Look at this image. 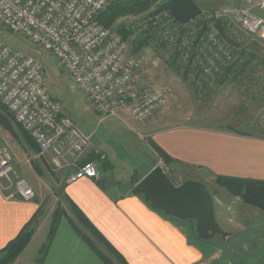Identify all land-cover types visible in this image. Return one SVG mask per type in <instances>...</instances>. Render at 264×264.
Wrapping results in <instances>:
<instances>
[{
	"label": "built area",
	"instance_id": "1",
	"mask_svg": "<svg viewBox=\"0 0 264 264\" xmlns=\"http://www.w3.org/2000/svg\"><path fill=\"white\" fill-rule=\"evenodd\" d=\"M112 1L0 0V24L54 54L83 90L100 122L127 111L136 121L145 122L164 107L167 92L140 83L142 59L129 53L122 34L99 21ZM245 1L249 5L202 7L185 21L161 10L136 18L129 27L155 32L154 49L160 59L174 60L189 67L190 73L214 79L241 51L217 27L219 21L233 20L245 33L264 39V0ZM125 20L130 22L131 17ZM46 75L39 58L0 41V101L34 138L39 147L34 157L53 171H68V182L95 178L99 175L95 160L83 162L93 133L66 113L62 101L49 91ZM14 172V154L0 137V190L8 199H34L33 185L26 178L14 181Z\"/></svg>",
	"mask_w": 264,
	"mask_h": 264
},
{
	"label": "rangeland",
	"instance_id": "2",
	"mask_svg": "<svg viewBox=\"0 0 264 264\" xmlns=\"http://www.w3.org/2000/svg\"><path fill=\"white\" fill-rule=\"evenodd\" d=\"M243 5H249V2L226 6ZM150 9L140 14L127 15L121 20L124 21L131 17L130 22L125 20L129 26L131 21L135 23L136 18L145 16ZM226 24L224 29L230 37L236 38L248 52L255 55L245 73L233 82L223 83L220 86L208 84L213 83L215 78L233 60L223 66L222 71L214 79L208 80L203 74L190 73V70L187 71L189 67H183L175 63L174 60L160 59L159 51L154 49L155 36L149 35V43L136 54L132 53L142 59V67L139 70L140 83L144 86L163 88L167 92L164 107L152 118L141 123L132 118L128 111L129 115L125 116V121L114 117L100 122L99 114L83 90L62 68L59 59L54 54L2 24H0V41L17 51L33 55L44 63L47 86L51 94L62 101L66 113L84 131L93 133L92 142L101 143L111 161L119 164L120 167L114 171H107L105 177L108 180H120L122 184L128 185L126 186L128 190H131L130 172L132 174L137 172L136 174L141 176L157 164L168 169L176 179L174 183L177 185L190 177L203 180L214 193L217 220L230 233V236L224 237L221 234H216L214 237L208 238L207 242L206 239L204 242L199 241L198 238L193 239L205 246L208 262L210 264H264V209L245 203L240 196L228 192L223 186L217 184L215 182L217 173L209 167L190 164L179 159L168 165L151 144L147 133L140 127L152 120L154 125L158 123L201 125L211 130L250 138L256 142L259 141V144L264 142V39L261 40L245 33L233 20H227ZM132 30L134 34V36L131 35L132 38L139 33H144L147 36L150 32V30H145L136 33L134 28ZM159 39L161 38L159 37ZM130 40L127 41L131 51ZM151 46L153 47L151 48ZM173 65L181 68V72H177L178 70ZM184 74H188V79L184 78ZM248 82L249 84H247ZM195 84H200L201 87L199 88ZM115 126L119 128L116 130V134L113 132ZM124 127L126 129H123ZM17 133L19 136H14L0 124L1 141L14 154L15 172L12 178L16 181L18 178L26 177L36 191L34 198L37 197L40 200L41 216L50 215L53 219L55 209L61 201L57 193L58 189H61L59 188L62 185L61 178H65L68 171H53L48 168L42 159L34 157L37 151L29 146L20 128H17ZM250 156L257 160L255 161L257 168H263V148L251 150ZM109 169L111 168L107 167V170ZM63 201L64 206L70 210L69 204L65 200ZM67 215L74 218L81 226L71 211ZM67 215L62 217L71 224ZM48 222L44 228L47 227ZM73 228L79 233L74 226ZM82 228L85 230L84 227ZM85 231L87 232V230ZM42 233L44 234L43 229L38 234V239L43 235Z\"/></svg>",
	"mask_w": 264,
	"mask_h": 264
},
{
	"label": "crops",
	"instance_id": "3",
	"mask_svg": "<svg viewBox=\"0 0 264 264\" xmlns=\"http://www.w3.org/2000/svg\"><path fill=\"white\" fill-rule=\"evenodd\" d=\"M197 1L200 6L205 7L245 4V0ZM251 4H256V0ZM254 10L257 11L258 7L255 6ZM126 115L129 114L125 112L117 118L125 121ZM152 123L153 120L140 127L150 140L160 145L172 157L209 167L217 174L264 179V160L263 168L259 169L255 163L257 160L250 156L251 150L264 149V142L259 144V141L250 138L211 130L201 125ZM117 129L119 128L115 126L113 132ZM101 145L92 142L87 152L105 155L104 158L95 160L99 175L68 182L66 174L65 178H61L62 185L59 188H63L66 195L129 264H210L206 259L204 245L191 237L190 222L179 221L154 209L143 196L128 190V185L105 177L108 172L120 166L111 161ZM107 167L111 169L107 170ZM129 175L131 180L132 173ZM40 206L37 197L30 201L8 199L0 190V250L20 233ZM67 211L70 212L68 209ZM51 221L50 215L42 217L31 241L10 264H106L85 239L74 231L72 222L70 224L63 217L43 255L42 247ZM47 222V227L44 228ZM42 229L44 234L38 239Z\"/></svg>",
	"mask_w": 264,
	"mask_h": 264
},
{
	"label": "trees",
	"instance_id": "4",
	"mask_svg": "<svg viewBox=\"0 0 264 264\" xmlns=\"http://www.w3.org/2000/svg\"><path fill=\"white\" fill-rule=\"evenodd\" d=\"M201 8L202 6H200L197 0H113L111 4L104 11L100 13L98 18L101 23H103L108 27H113L120 34H122L126 40H130L129 38L131 37V35L134 36L133 30L129 26H127L125 20L124 21L121 20L123 17L127 15L140 14L146 12V10L148 9H150L148 14H153L162 9H165L168 10L170 14L173 17H175L178 21H185L186 19L199 13ZM226 22L227 20L219 21L217 23V27L221 30L224 36L228 37V39H230L231 41L237 42L241 48V51L239 52L235 60H233L229 65H227L223 70V72L218 77L215 78L213 83H208L211 85L217 84V86L218 85L220 86V84L222 85L223 83H228L230 81L233 82L238 80L248 69L252 61V58H254L255 56L252 52H248L247 49H245V46L243 47L242 44L236 38L230 37V35L224 29V26H227ZM148 33L149 34L147 36L144 35V33H139L134 38L131 37L130 41L132 43L131 45L132 52L129 49L130 54L132 53L136 54L138 51L143 49L149 43V35L154 36L155 32L150 30V32ZM174 67L178 70L177 72L179 73L181 72V68L177 66ZM187 75L188 74H184L185 76L184 78L188 79ZM249 82L247 84H249ZM195 85H198L199 88L201 87L200 84H195ZM0 124L14 136H19L17 133V128L18 129L20 128L22 134L28 141L29 146H31L34 150L38 152L39 147L35 142L34 138L32 137V135L28 131L23 129L19 123L15 122L13 114L7 109L6 106L2 104L1 101H0ZM150 141L153 147H155L156 151L162 156V158L168 165L172 164V162L176 160V158L172 157L169 153H167L160 145L156 144L153 140ZM99 158H102V155L96 154L92 151L90 154H87L85 156L83 162L87 160H97ZM164 170L168 173V175L173 180V182H176V179L173 178L172 174L168 171V169H166V167H164ZM136 173L137 172H134L132 174L130 180L131 190L134 188L135 184L145 175L142 174L141 176H138ZM190 178L197 179L194 177H190ZM197 180L203 181L201 179H197ZM215 182L223 186L228 192L240 196L245 203L257 205L264 209V179L217 174L215 177ZM207 186L213 195L214 193L210 189L208 184ZM57 193L61 201L58 207L55 209V213L51 221V227L47 235V239L42 247L43 255L46 252L47 248L49 247L51 241L53 240L57 232L61 217L65 214L67 215L68 213L67 207L64 206L63 200H65L69 204L68 208L70 209V211L80 222V225L84 227L85 230H87V232L77 224L74 218L67 215L69 216V219L71 220L73 226L76 228L79 234L85 239V241L96 251V253L101 257V259L106 264H129L125 259V257L100 232V230L85 215V213L66 195L63 188H61L60 190L58 189ZM41 219L42 216H41V206H40L37 212L31 218V220L25 224V226L20 231V233L11 241H9V243L0 250V264H10L17 259V257L22 253V251L31 241L36 231V228L40 224ZM177 220L185 223L189 222L187 220L184 221L180 219ZM191 235L193 239L198 238L199 241L201 242L205 241V239L199 238L196 232L195 233L192 232V225H191ZM199 241L197 240V242ZM207 241L208 240L206 239V242Z\"/></svg>",
	"mask_w": 264,
	"mask_h": 264
},
{
	"label": "water",
	"instance_id": "5",
	"mask_svg": "<svg viewBox=\"0 0 264 264\" xmlns=\"http://www.w3.org/2000/svg\"><path fill=\"white\" fill-rule=\"evenodd\" d=\"M132 192L143 195L154 209L175 219L189 221L192 232L199 238L229 235L216 218L211 191L200 180L189 178L177 185L164 167L157 164L135 184Z\"/></svg>",
	"mask_w": 264,
	"mask_h": 264
}]
</instances>
